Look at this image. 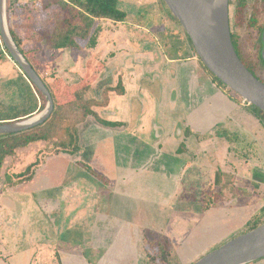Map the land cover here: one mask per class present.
<instances>
[{
	"label": "crops",
	"instance_id": "1",
	"mask_svg": "<svg viewBox=\"0 0 264 264\" xmlns=\"http://www.w3.org/2000/svg\"><path fill=\"white\" fill-rule=\"evenodd\" d=\"M54 1L78 9L72 0ZM96 19L87 39L51 49L68 58L79 52L86 68L78 83L90 85L96 100L93 114L77 124L79 150L55 152L51 142L37 141L17 149L0 169V264H143L144 239L150 231H164L161 222L152 218L158 225L148 227L140 219L143 207L151 205L161 216L169 209L189 215L185 208L196 204L192 214L199 220V194L207 189L183 188L187 193L172 202L182 176L204 168L207 185L217 169L223 176L212 184L227 190L234 168L227 169L225 160L238 152L236 135H264L256 110L219 82L195 52H168L172 31L182 36V27L165 29L162 45L154 36L156 46L148 47L142 37L132 53L125 48L126 33L104 32ZM109 21L114 27L124 22ZM107 36H114L116 54L103 65L98 54ZM62 78L54 81L66 82ZM11 164L23 166L18 171ZM58 175L61 183L55 182ZM108 191L113 203H124L125 215L103 210Z\"/></svg>",
	"mask_w": 264,
	"mask_h": 264
},
{
	"label": "rangeland",
	"instance_id": "2",
	"mask_svg": "<svg viewBox=\"0 0 264 264\" xmlns=\"http://www.w3.org/2000/svg\"><path fill=\"white\" fill-rule=\"evenodd\" d=\"M24 1L18 0L17 2L24 3ZM53 1L27 0L22 7L23 11L20 12V15L12 10L8 14V18L16 34L23 38L21 46L27 50L28 60L39 75L50 83L52 88L57 87L56 91H58L59 95L57 94L58 98H56L61 103L65 102L69 97L68 94L71 91L68 89L69 84L78 83L81 80L86 65L81 63L82 58H80L79 52H71L72 58H68L64 51L49 49L45 39H42L43 33L54 29L56 20L61 14L59 12L61 11L58 7L59 5L53 3ZM237 1L239 0H232L229 5V18L231 29L238 43V49L245 57L244 59L253 64L256 73L264 77L261 70L256 69L258 67L256 66L257 54H255L257 47L253 46L255 30L247 23L246 13L243 10L245 6L235 9ZM246 2L248 3V13L252 11L255 16L259 12L258 8H255L257 6L251 4L252 0H246ZM119 7L126 12L122 25L117 24L114 27V23L109 21V19H99V21H96V24L100 28H103L104 32L114 28L121 30L123 35L126 33L130 42L128 45H125V48L131 49L132 53H137L142 37L147 42L146 45L148 47L149 45L150 47H154L157 44L154 36L158 37L162 45V39L163 41L167 39L163 36L166 30H171L172 27L181 29L178 23L168 15L166 7L161 0H119ZM26 15L30 19H25L24 22L27 24L22 25L21 17ZM113 37L107 36L104 38V52L102 54L99 52L98 54L100 58L98 60L103 62V65H106L108 58L116 54L115 50L112 49L114 44ZM152 37L154 41H152ZM173 37L172 35L170 36L171 40ZM1 44H3V40L0 36V50L2 49ZM102 56H105L103 61L101 59L103 58ZM88 59L97 60L95 57ZM21 73L20 68L8 54L5 53L4 57H0V109L5 110L9 106H14L19 110L26 103L20 88L19 75ZM57 77H63L62 79L65 77L64 80L66 82H63L68 84L63 85L61 81H58L54 85V79H57ZM231 92L239 98L232 90ZM38 96L39 105L42 103L45 107L47 103L45 96L42 93ZM88 98H93L91 92L88 93ZM93 100L95 99L93 98ZM39 111L37 110L31 115ZM248 135L247 137L236 135V138H234L235 142L232 145L236 142L239 144L238 152L228 155L232 156V158L227 157L225 160L227 169L234 168L232 170L233 175H227L230 180L225 181L227 190H224L219 183H215L216 185L212 184L214 178H221L223 176L219 171L216 173L217 169L214 170L213 175L210 177V180L213 179L212 183H210L211 190L208 189L210 188L208 187L210 184L207 183L206 185L202 181L205 180L207 175L204 168L193 169L192 173L190 172L191 174L185 173L182 176L184 181H181V188L176 190L172 202H176L182 194L187 193L185 192L186 190H182L183 188L195 187L194 191L207 189L201 191L199 194V203L201 204L198 208L200 213L199 220L196 215L192 214V212L197 211L196 204L185 208H190L189 215L182 214L184 210L172 212L169 209L168 212H165L161 216L158 212L154 211L151 205L143 207V217L140 219L147 220L146 225L148 227L150 225H158L153 221L157 220L161 222V226L164 229V231L161 230L159 233L150 231L147 240L144 239L146 245L141 248L144 252L142 254V260L144 259L143 264H191L235 235L248 231L254 225H259V223L264 221V211L261 210L264 207V135L263 137L258 136L255 139L251 137V133ZM47 149L50 148L47 147ZM208 159L210 160L209 157ZM238 159H240L239 164L237 162ZM22 166L11 164L10 169L19 171L22 169ZM234 170L241 179L237 180ZM253 173L255 176H252ZM189 176H194L195 178L192 181L195 180L189 182L187 185L185 180ZM202 176L204 178H201ZM61 178L62 175H58L55 178V182L61 183ZM198 180L201 182L198 183ZM196 193L190 192L188 194L193 196ZM159 195L162 196V194ZM114 196L112 192L108 191L105 195V203L108 205L103 210L125 215L124 203H119V205L113 203L112 199ZM194 198L196 196L192 197V200ZM115 201L117 200L115 199ZM101 205L99 203L98 207L101 208ZM152 218L153 220H151ZM247 264H264V258Z\"/></svg>",
	"mask_w": 264,
	"mask_h": 264
},
{
	"label": "water",
	"instance_id": "3",
	"mask_svg": "<svg viewBox=\"0 0 264 264\" xmlns=\"http://www.w3.org/2000/svg\"><path fill=\"white\" fill-rule=\"evenodd\" d=\"M162 1L179 21L206 68L230 90L264 112V82L246 67L231 40L229 0ZM0 36L10 57L47 100L46 106L34 115L0 122V134L23 132L45 122L54 109V102L42 77L11 35L6 0H0ZM261 258H264V222L227 240L191 264H247Z\"/></svg>",
	"mask_w": 264,
	"mask_h": 264
},
{
	"label": "trees",
	"instance_id": "4",
	"mask_svg": "<svg viewBox=\"0 0 264 264\" xmlns=\"http://www.w3.org/2000/svg\"><path fill=\"white\" fill-rule=\"evenodd\" d=\"M53 3L59 5L58 7L61 10L59 12H61V14L56 20L54 29L50 33L46 32L42 34V39H45L51 49H60L73 45L75 46V38H80L82 40L87 39L93 21L96 18L124 21L126 17V12L119 7V0H72V3L78 9H71L70 5L62 1H55ZM24 4L25 2L19 3L13 2L12 0H6L9 30L16 45L27 58V50L21 46L23 38L16 34L12 28L10 19L8 18V14H10L12 10L20 15V12L23 11L22 7ZM165 7L168 15L181 27L179 21L171 14L166 5ZM25 19H30V17L28 15L21 17V22H23V24L26 23L24 22ZM172 32L175 36L172 38V43L167 49L169 52L179 50L177 55L180 56L195 52L192 43L184 30L182 36L179 35L180 32L177 29ZM176 36L177 38H175ZM1 47L0 57H4L5 53L10 56L5 45L1 44ZM42 79L51 93L54 102V109L45 122L34 128L18 133L0 134V169L5 159L8 156L13 155L17 149L37 141L51 142L53 145V151L55 152L75 153L79 150L77 124L83 121L88 115L93 114L92 107L96 104V100L88 98L90 85H83V83H80L81 85H79V83L69 85L68 89L71 90L70 94H68L69 97L65 102L60 103L58 102V97L56 96L57 94L59 95L58 91H56L57 87L52 88L49 82H47L44 78ZM216 79L221 82L218 78ZM19 80L21 93L24 96L26 103H24L22 108L19 110H17L14 106H9L5 110L0 109V122L6 120H16L20 117L29 116L44 107L42 103L40 105L38 103V95H41V92L24 76V73L19 75ZM57 82L58 81L54 82V84ZM62 84L65 85L64 83ZM239 98L241 97L239 96ZM251 106L254 110H256L261 123L264 125V112L252 104ZM32 165H30L26 170L28 172V176H30V168ZM261 210L264 211V207ZM262 223H259V225ZM257 226L258 225H254L251 229Z\"/></svg>",
	"mask_w": 264,
	"mask_h": 264
},
{
	"label": "flooded vegetation",
	"instance_id": "5",
	"mask_svg": "<svg viewBox=\"0 0 264 264\" xmlns=\"http://www.w3.org/2000/svg\"><path fill=\"white\" fill-rule=\"evenodd\" d=\"M232 0H229V5L231 4ZM251 4H255V8H258L257 14H255V16L253 15L252 11L251 13H248V3L246 2V0H239L237 1V3L235 4V9H237L238 7H243L245 6V8L243 9L244 12L246 13V19H247V23L250 24L252 26V28H254L255 30V34H254V39H253V46L257 47L256 49V53L257 54V58H256V66H258L256 69L261 70V73L264 74V55L262 53V48H263V32H264V0H252ZM254 12V9H253ZM229 25H230V35H231V40L232 43L234 45V48L238 54V56L240 57V59L243 61V63L246 65V67L253 72L254 75H256L259 79H261L264 82V77H261L258 73H256V70L253 66V64H251L249 61L247 62L244 58V56L242 55V53L239 51L238 49V43L235 39V34L231 29V24H230V18H229ZM260 64V65H259Z\"/></svg>",
	"mask_w": 264,
	"mask_h": 264
},
{
	"label": "built area",
	"instance_id": "6",
	"mask_svg": "<svg viewBox=\"0 0 264 264\" xmlns=\"http://www.w3.org/2000/svg\"><path fill=\"white\" fill-rule=\"evenodd\" d=\"M13 2H17L18 0H12ZM241 99V101H242V103H244V104H250L248 101H246L245 99H243V98H240Z\"/></svg>",
	"mask_w": 264,
	"mask_h": 264
}]
</instances>
